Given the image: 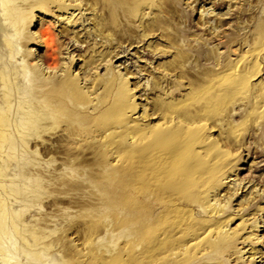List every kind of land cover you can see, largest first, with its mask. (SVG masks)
I'll use <instances>...</instances> for the list:
<instances>
[{
	"label": "rangeland",
	"instance_id": "obj_1",
	"mask_svg": "<svg viewBox=\"0 0 264 264\" xmlns=\"http://www.w3.org/2000/svg\"><path fill=\"white\" fill-rule=\"evenodd\" d=\"M149 2L126 24L135 37L150 25L151 35L115 44L127 52L111 60L114 48L97 67L119 30L97 37L101 7L34 9L28 31L82 46L60 55L87 93L82 114L102 105L91 124L21 142L13 156L0 142V201L29 245L13 242L41 264H264V0ZM2 39L0 27L1 50ZM27 46L44 57L37 40ZM175 60L184 73L171 71ZM160 102L172 106L168 120L154 111ZM186 109L191 121L178 115ZM186 171L188 182L167 193Z\"/></svg>",
	"mask_w": 264,
	"mask_h": 264
},
{
	"label": "bare ground",
	"instance_id": "obj_2",
	"mask_svg": "<svg viewBox=\"0 0 264 264\" xmlns=\"http://www.w3.org/2000/svg\"><path fill=\"white\" fill-rule=\"evenodd\" d=\"M67 1L89 3L93 11H96L98 6L102 8L101 16L95 18L100 31L97 37H102L104 31L116 28L118 25L117 30H119L116 34L109 35L111 37L115 36L109 40L110 45L113 44L112 49L110 48L107 53L103 54V59L98 65L96 64V67L100 66L103 60L108 61L107 57L111 56L113 51L116 52L114 48L119 47V50L111 57V60L113 58L119 59L121 54L127 52L128 47L122 48L115 44L120 45L122 42L129 41V44L132 45L152 33L150 25H144L142 34L135 37L132 26L126 24V21L133 22L132 16L141 9L143 10V5L149 4V0H1L0 11L3 24L0 27L1 32H3V45L2 50L0 48V142L5 145L3 152L9 156H13V154H17L23 149L20 147L22 146L21 142L35 139L43 144L46 143L47 138L58 137L59 129H63L65 125L68 126L72 123L81 126L91 124L92 112L97 111L102 105V102L98 101L96 106L91 105L90 113L82 114L80 106L88 101L87 93L78 86L77 80L70 77V74L66 71L67 67H65V70L62 69L63 64L60 55L66 52L70 55L69 57L73 58L75 51L82 50L79 41L75 39L70 46V43H65V40L61 41L58 35L48 28L39 30V33L28 31L36 7L46 12H53L56 7L58 9H68V6H66ZM160 6H162V11H165L166 9L163 6H167V4L162 2ZM71 19L72 15L66 17L68 22H72ZM121 22L125 24L122 25ZM156 22L158 23L157 26L164 28L165 20H156ZM13 34H15L14 37H12ZM66 34L69 35L70 33L67 32ZM169 37L172 36L169 34ZM30 40H37L40 45L45 47L46 51L43 58L38 60L34 54L35 52L28 49L27 45ZM72 46L74 48L70 50ZM72 52L73 55H71ZM100 56L102 58V55ZM19 57L22 62L19 61ZM180 58H184V52H182ZM175 64L176 60L171 64V71L174 72L178 69L179 72H183L182 65ZM224 67L221 66L218 73H221ZM58 71H64L65 75H57ZM86 81L88 80L86 79ZM109 82L113 83V80ZM156 86H160L158 82H156ZM224 91H227V88H224ZM39 92L43 94L42 97H35ZM53 100L57 102H53ZM154 111L164 113L167 120L174 112L172 106L164 102L155 104ZM178 115L183 117L184 121L192 120L188 118L189 112L187 109L182 110ZM168 130V128H165L164 131ZM138 131L134 129L130 131V138L137 137L135 134ZM67 132L68 135H73L70 131L67 130ZM139 151L141 152L142 149L139 148ZM185 166L189 172V163L186 162ZM177 171L178 169L173 171L169 168L167 175L171 176ZM4 175L2 167L0 168V177L3 178ZM187 177L186 171L180 179H173L169 182V186H166L167 189H165L167 193H170L176 186L188 182ZM4 193L1 190L0 196ZM8 206L9 203L6 200L0 201V260L15 264H41L38 262L39 256L32 251L33 249L24 248L20 250L17 248L16 243L18 242H13V239L16 238L20 239V242L23 240L29 245L23 233L24 230L19 233L12 231L11 222L9 223L11 213ZM34 241L35 245L38 246L36 237ZM22 254H27V258L23 259Z\"/></svg>",
	"mask_w": 264,
	"mask_h": 264
}]
</instances>
